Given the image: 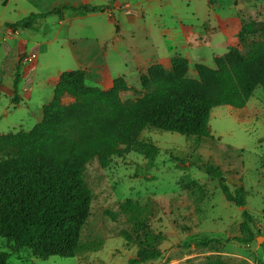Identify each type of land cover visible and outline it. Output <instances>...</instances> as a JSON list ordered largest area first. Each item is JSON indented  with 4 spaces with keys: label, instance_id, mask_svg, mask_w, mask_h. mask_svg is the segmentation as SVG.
I'll return each mask as SVG.
<instances>
[{
    "label": "rangeland",
    "instance_id": "rangeland-1",
    "mask_svg": "<svg viewBox=\"0 0 264 264\" xmlns=\"http://www.w3.org/2000/svg\"><path fill=\"white\" fill-rule=\"evenodd\" d=\"M79 6L103 12L71 8ZM62 7L67 8L60 16L51 13ZM31 14L45 16L27 28L11 26ZM263 21L264 0H0V135L29 131L41 121L62 72L82 70L87 86L102 89L123 77L130 90L120 98L132 100L140 96L139 77L150 65L169 69L170 59L180 56L188 61L187 76L196 78L194 64L213 67L214 58L234 46L244 53L251 40L238 43L241 26ZM71 101L62 98L64 104ZM208 124L211 137L199 140L146 129L126 155L111 157L80 233L90 250L73 258L38 259L28 250L11 253L0 238V251L10 254L7 264H128L137 247L121 231L159 234L155 246L161 255L145 264H203L214 258L264 264V91L257 87L241 109L214 107ZM145 144L158 149L152 159L138 147ZM206 163L219 167L230 190L241 185L247 191L245 209L256 240L227 242L240 236L242 208L225 201L217 179L203 171ZM124 201L140 206L148 229L133 227L120 210ZM212 239L217 242L208 247L195 246Z\"/></svg>",
    "mask_w": 264,
    "mask_h": 264
},
{
    "label": "trees",
    "instance_id": "trees-1",
    "mask_svg": "<svg viewBox=\"0 0 264 264\" xmlns=\"http://www.w3.org/2000/svg\"><path fill=\"white\" fill-rule=\"evenodd\" d=\"M57 8L51 11L61 15ZM80 13L103 12L100 7H71ZM45 14H31L11 25L27 28ZM241 53L234 46L214 58V66L194 64L196 78L187 76V59L174 56L170 68L152 64L140 75V96L121 100L130 90L123 77L112 80L108 89L85 84L82 70L59 74L50 102L42 107L41 121L29 131L0 135V238L11 253L28 250L38 259L51 256L73 258L90 250L80 233L85 225L95 188L103 181L101 171L112 156L123 157L137 144L146 129L177 133L197 140L211 137L209 116L214 107L243 108L254 90L264 91V21L241 26L237 36ZM20 80L19 67L13 76L16 100ZM68 96L71 102L64 104ZM146 158L155 157L158 149L138 145ZM203 171L217 179L227 203L242 208L240 236L227 239L241 245L255 238L252 217L245 209L247 191L243 186L230 190L219 167L203 165ZM120 210L128 215L133 227L148 229L141 219L140 206L124 201ZM112 221L116 214L105 211ZM126 243L137 247L128 264H145L158 259L161 251L154 235L121 231ZM216 239L196 243L208 247ZM9 253L0 251V264H7ZM203 264H223L219 258Z\"/></svg>",
    "mask_w": 264,
    "mask_h": 264
},
{
    "label": "crops",
    "instance_id": "crops-1",
    "mask_svg": "<svg viewBox=\"0 0 264 264\" xmlns=\"http://www.w3.org/2000/svg\"><path fill=\"white\" fill-rule=\"evenodd\" d=\"M87 14H89V13H87ZM97 75H102V73L101 72H99ZM57 81V80H56ZM56 83V82H55ZM111 86V83L109 82V87ZM255 240L257 239V238H254ZM263 241H264V239H263ZM264 260V259H263Z\"/></svg>",
    "mask_w": 264,
    "mask_h": 264
},
{
    "label": "built area",
    "instance_id": "built-area-1",
    "mask_svg": "<svg viewBox=\"0 0 264 264\" xmlns=\"http://www.w3.org/2000/svg\"><path fill=\"white\" fill-rule=\"evenodd\" d=\"M29 61H30V58L27 57V62H29Z\"/></svg>",
    "mask_w": 264,
    "mask_h": 264
}]
</instances>
